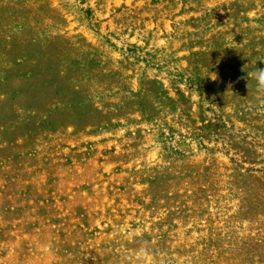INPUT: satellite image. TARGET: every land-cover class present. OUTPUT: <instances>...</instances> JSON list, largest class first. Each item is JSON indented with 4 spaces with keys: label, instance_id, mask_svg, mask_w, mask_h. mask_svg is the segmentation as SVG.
I'll list each match as a JSON object with an SVG mask.
<instances>
[{
    "label": "rangeland",
    "instance_id": "rangeland-1",
    "mask_svg": "<svg viewBox=\"0 0 264 264\" xmlns=\"http://www.w3.org/2000/svg\"><path fill=\"white\" fill-rule=\"evenodd\" d=\"M26 1L0 0V264H264V0ZM84 37L75 88L47 65Z\"/></svg>",
    "mask_w": 264,
    "mask_h": 264
},
{
    "label": "trees",
    "instance_id": "trees-1",
    "mask_svg": "<svg viewBox=\"0 0 264 264\" xmlns=\"http://www.w3.org/2000/svg\"><path fill=\"white\" fill-rule=\"evenodd\" d=\"M33 4V3H32ZM26 5H28L29 9V1H26ZM34 5V4H33ZM31 7V6H30ZM25 10V11H30V10ZM42 8L40 7V5L38 4L37 7L34 9V12L38 13L40 12ZM62 17H66L65 14H62ZM30 25H34V23L30 24ZM107 41V40H106ZM78 42V41H77ZM82 43L79 45L76 44V42L73 45H70L69 47H61L62 49H58L56 50V52L53 55L54 58H56V60H58V62H62V63H49L47 65V69L48 70H56L54 72H56L58 77H66L69 78L70 77V73H73V78L74 81L78 82L77 84H75V88H81L83 87L84 84L89 83V85H91L92 81H94V77L97 75L94 72V67H92V64L94 65L97 62V58L94 55V52L90 51V49H94L93 47V43H91L90 40H87L85 37L82 38ZM107 43L109 45H112L111 43H109L107 41ZM84 46H86L88 49H83ZM133 47H135V45H132ZM81 48V51H78V54L74 51H71L73 49H78ZM79 50V49H78ZM129 51V49H128ZM72 53V57L69 56V54ZM85 53H90L86 56H84ZM131 57V56H129ZM126 60H128V56L124 57ZM47 59H50L47 57ZM99 62V60H98ZM86 64V66H85ZM54 65V68L51 66ZM89 69V70H88ZM113 69L107 70V68H102L100 70V72L102 73V75H107L110 74V72H114L112 71ZM81 90V89H79Z\"/></svg>",
    "mask_w": 264,
    "mask_h": 264
},
{
    "label": "clouds",
    "instance_id": "clouds-1",
    "mask_svg": "<svg viewBox=\"0 0 264 264\" xmlns=\"http://www.w3.org/2000/svg\"><path fill=\"white\" fill-rule=\"evenodd\" d=\"M255 79L257 80V86L260 90H264V68H258L255 73Z\"/></svg>",
    "mask_w": 264,
    "mask_h": 264
}]
</instances>
